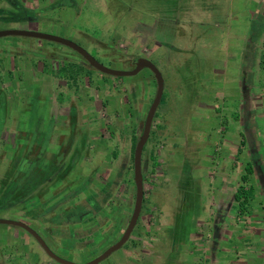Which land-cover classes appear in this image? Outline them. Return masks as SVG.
<instances>
[{"label":"rangeland","instance_id":"1","mask_svg":"<svg viewBox=\"0 0 264 264\" xmlns=\"http://www.w3.org/2000/svg\"><path fill=\"white\" fill-rule=\"evenodd\" d=\"M263 13L264 0H0V31L30 28L58 35L113 70L128 71L133 59H148L162 78L158 108L162 104L171 110L178 104L182 108L179 117L172 111L166 115L164 137L174 138L177 131L189 137L195 130L188 118L193 109L191 101L182 99L201 87L200 78L223 61L231 81L240 72L248 77L255 74L249 69L264 31ZM227 54L234 58L225 60ZM1 56L4 63L10 59L24 63L31 74L17 70L3 75L5 65L0 61V219L23 222L57 257L86 263L110 247L125 226L121 224L113 236L107 233L112 225L101 218L106 205L94 214L91 228L71 229L64 218L75 220L112 188L116 199L108 205L120 217L125 212L123 222L128 221L134 198L130 145L141 132L154 96V78L147 69L126 77L104 75L72 50L33 38L1 37ZM47 61L52 62L50 69H45ZM84 109L88 117L82 120ZM134 109H142V114L133 137L129 120ZM100 123L103 132L96 138L91 133ZM157 139L155 132L149 133L141 157ZM78 170L85 181L75 187L70 176L81 179ZM107 170H112L110 182L99 178ZM180 180L173 171L170 186L175 196ZM89 185L97 190L94 195ZM175 196L174 200L179 195ZM145 208L142 200L138 219ZM169 218L171 226L153 232L160 237L151 250L158 256L152 253L143 261L145 252L132 241L140 234L134 227L124 245L99 264H134L133 258L141 264H181L176 247L183 237L181 218L175 210ZM34 259L40 261L34 264H58L20 229L0 225V264H27L24 260Z\"/></svg>","mask_w":264,"mask_h":264},{"label":"crops","instance_id":"2","mask_svg":"<svg viewBox=\"0 0 264 264\" xmlns=\"http://www.w3.org/2000/svg\"><path fill=\"white\" fill-rule=\"evenodd\" d=\"M258 16L255 14L254 18ZM256 42L254 66L249 69L255 70V74L248 77L247 73L240 72L231 81L223 61L209 70L205 79L200 78L198 82L202 86H197L193 94L179 93L178 98L186 97L182 101H191L193 109L191 113L188 111V118L195 124V130L189 137L177 130L174 138L164 137L166 115L172 111L179 117L181 104L172 110L168 105L157 106L149 133L155 132L158 139L155 145L147 147L140 160L142 200H145L146 208L134 226L140 234L132 236V241H137V246L145 252L143 261L153 253L152 242L159 241L160 237L154 236L153 232L171 226L169 216L175 210L181 218L183 232L182 239L176 243L181 264H264V31ZM233 58L232 54L225 56L227 61ZM0 61L4 63L5 57L1 56ZM4 65L3 75L15 74L17 70L24 71V75L31 74L24 63L16 64L10 59ZM51 65L52 62L47 61L45 69H50ZM37 71L36 66L33 73ZM126 103L131 105L128 99ZM93 106L97 109V104ZM84 111L80 112L82 120L88 117ZM133 111L129 122L134 137L138 134L142 109ZM94 128L91 134L98 138L97 135L103 132L102 123ZM201 128L205 129L204 133ZM110 154L112 157L113 153ZM80 170L77 175L81 179L70 176L75 187L85 181ZM173 171L174 176L181 179L176 186V196L170 186ZM111 172L107 170L99 178L110 182ZM239 187L250 195L243 207H239L234 199ZM89 189L94 190L90 191L92 194L97 191L92 185ZM114 196L112 188L103 193L100 206L115 201ZM174 196L178 198L174 200ZM125 217V212L121 217L117 216L116 231L120 230L121 224L125 226ZM127 251L131 259V252ZM133 259L134 264H141V260L135 262Z\"/></svg>","mask_w":264,"mask_h":264},{"label":"water","instance_id":"3","mask_svg":"<svg viewBox=\"0 0 264 264\" xmlns=\"http://www.w3.org/2000/svg\"><path fill=\"white\" fill-rule=\"evenodd\" d=\"M6 36H19V37H26V38H33V39H39L44 41H50L57 43L67 49L72 50L76 54H78L89 66L90 68L94 69L95 71L108 75L113 77H126V76H133L137 74L142 69H147L150 71L154 78L155 82V93L154 96L149 104V107L146 111L145 117L143 119V124L141 128V132L139 136L137 137V140L135 142L133 152H132V172H133V186H134V198H133V205L131 209V213L129 215L128 221L120 235L117 241H115L110 247L105 249L103 252H101L99 255H97L94 259L83 263V264H99L101 261L106 259L110 254L113 252L119 250L124 243L127 241V239L130 236L131 231L133 230L137 218L139 216V212L141 209V203H142V182H143V176L141 173V167H140V160H141V152L142 148L145 145L150 131L151 122L154 116V113L156 112V108L160 102L161 95H162V89H163V83L162 78L156 67L146 58L144 57H138L136 59H133V67L128 71H120V70H113L106 68L99 64L93 57H91L84 49L80 48L70 40L59 37L58 35H50L45 34L41 32H37L31 29L26 30H14V29H8V30H1L0 31V38L6 37ZM0 225H7L11 227H16L24 230L27 234H29L40 246L42 251L46 254L48 258L53 260L55 263L58 264H74L69 261L63 260L59 257H57L53 252H51L48 247L45 245L43 240L40 238V236L33 231L31 228H29L26 224H24L21 221L16 220H8V219H0Z\"/></svg>","mask_w":264,"mask_h":264},{"label":"flooded vegetation","instance_id":"4","mask_svg":"<svg viewBox=\"0 0 264 264\" xmlns=\"http://www.w3.org/2000/svg\"><path fill=\"white\" fill-rule=\"evenodd\" d=\"M133 67V65H132ZM92 194V192H90ZM94 195V194H92ZM95 205L93 206H89V207H85L83 209V211L80 213H78V215L76 216V219L71 221V220H66L68 219V217H65L64 218V223L67 222V223H70L68 224L69 225V228L71 229H84V228H91L92 225H93V218L95 217L94 214H97L100 210H102V208L100 209V203H97V202H94ZM51 203H48L46 205V207L48 208V206H50ZM105 207V206H104ZM114 206L113 205H107V207H105V209L103 211L104 214L103 216H101V218H105L107 223L110 222L112 226L109 227V230L107 231V233L109 232V234L111 236H113V234H116L117 231L115 230L116 227H117V216L119 215V213L116 211V208H113ZM50 209V208H49ZM81 209V210H82ZM93 221V222H92ZM96 222V221H95ZM127 223V222H126ZM126 225V224H125ZM98 228V227H97ZM20 229V228H18ZM21 232H23V234H26L28 238H30L34 243L35 245L41 250V252L46 255L42 249L40 248V246L38 245V243L29 235L27 234L24 230L20 229ZM123 231V230H122ZM37 233V232H36ZM38 234V233H37ZM79 234V233H78ZM39 235V234H38ZM121 235V234H120ZM120 235L117 237V239L115 241L118 240V238L120 237ZM40 236V235H39ZM41 238V237H40ZM42 239V238H41ZM114 241V242H115ZM20 242V241H19ZM113 242V243H114ZM21 243V242H20ZM22 244V243H21ZM17 254V253H16ZM15 255V254H14ZM47 257V256H46ZM48 258V257H47ZM50 261H53L51 260L50 258H48ZM4 261V260H2ZM27 262V264H34L36 261L40 262L38 259H34L33 261L31 260H24ZM54 262V261H53Z\"/></svg>","mask_w":264,"mask_h":264},{"label":"trees","instance_id":"5","mask_svg":"<svg viewBox=\"0 0 264 264\" xmlns=\"http://www.w3.org/2000/svg\"><path fill=\"white\" fill-rule=\"evenodd\" d=\"M13 4V3H12ZM160 103V102H159ZM154 117V116H153ZM135 145V144H134ZM134 146L131 147V154L133 152ZM132 156V155H131ZM132 158V157H131ZM249 192L244 189L243 187H239L235 194H234V199L238 203L239 207H243L246 205V202L248 201L249 197Z\"/></svg>","mask_w":264,"mask_h":264}]
</instances>
